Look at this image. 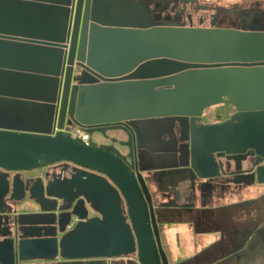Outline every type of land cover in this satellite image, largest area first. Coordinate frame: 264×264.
Here are the masks:
<instances>
[{"label":"water","instance_id":"obj_1","mask_svg":"<svg viewBox=\"0 0 264 264\" xmlns=\"http://www.w3.org/2000/svg\"><path fill=\"white\" fill-rule=\"evenodd\" d=\"M138 5L0 0V125L6 127L0 129V170L58 163L89 170L41 184L37 192L22 189L36 201L80 197L71 212L79 222L66 233L70 221H57L54 206L41 204L35 214L5 212L8 182L0 175V264L131 255L138 264H167L155 249L140 173L133 174L116 148L73 138L63 128L66 119L90 135L125 122L138 149L151 151L173 137L177 122L179 141L188 142L179 166L212 179L221 168L215 154L231 158L239 171L238 160L252 153V180L264 185V28L156 26L135 11ZM73 66L82 72L73 75ZM221 104L234 110L227 121L194 125L206 108ZM145 138L160 144H141ZM85 202L100 218L86 221Z\"/></svg>","mask_w":264,"mask_h":264},{"label":"flooded vegetation","instance_id":"obj_2","mask_svg":"<svg viewBox=\"0 0 264 264\" xmlns=\"http://www.w3.org/2000/svg\"><path fill=\"white\" fill-rule=\"evenodd\" d=\"M139 2L138 11L140 14L149 15V22L156 26H178L194 28H217L232 29L239 31L261 30L264 28V5L255 0H136ZM73 75L82 72L78 66H73ZM226 107L224 113H217L206 119V111L199 119L194 121L196 127L207 126L227 121L234 110L226 104L212 107ZM221 111V110H220ZM226 111H228L226 113ZM191 120L189 119V126ZM192 123V122H191ZM187 125V124H186ZM76 126L68 119L63 124L64 130L68 133ZM80 127L85 131L84 127ZM117 127L115 129H107ZM188 127V125H187ZM98 131L89 134L88 144H96L103 147H114L124 157V164L133 167V174L140 173L145 187L146 194L144 199L147 205L149 228L154 238V231H157V238H154V245L158 254L162 253L167 258V264L170 263L168 251L162 241V227L170 222L185 224L194 234L200 236L202 231L200 225H205V214L217 207H224L227 198H233L247 186H257L251 177V169L256 157L252 153L242 155L240 158V170L236 171L235 163L231 158L225 156L215 159L221 163L218 176L212 179H199L193 175L187 167L179 166L185 162V151L188 142L179 141L180 129L177 122L174 125L172 138L166 137L163 145H160L157 151H151L147 148L138 149V142L133 137L127 123L108 124L99 127ZM0 129H6L0 125ZM11 129V128H8ZM130 133V135H129ZM184 133V132H183ZM129 135V137H128ZM149 140L154 144H160L159 141L148 138L141 141V144L149 145ZM121 144V145H119ZM180 150V152H179ZM264 164V160L261 162ZM77 170L88 173L89 170L70 163H58L30 171L5 172L0 170V175H5L8 182V191L3 197L5 212L10 216L19 214H35L40 212L41 204L56 207L53 211L57 221L62 222L69 219V225L63 233L71 231L79 222L71 214L74 203H67L62 199L54 197L36 201L32 199L27 192L22 193V189L35 188L38 186L46 187L48 184H58L63 180H69ZM15 179V180H14ZM14 180V185H13ZM15 189V192H14ZM197 196V200L195 198ZM16 198H22L19 201ZM247 203V201H245ZM84 207L88 210V218L98 217L100 215L93 211L90 204L85 202ZM51 219V218H48ZM11 231V229H10ZM224 235H220V241H224ZM0 240L2 236L0 235ZM233 256L239 253L234 252ZM237 257H235L236 259ZM135 255L119 258H91L83 260L65 261L57 259L52 264H136ZM136 261V262H135ZM138 263V262H137ZM24 264H51L44 260H33Z\"/></svg>","mask_w":264,"mask_h":264},{"label":"rangeland","instance_id":"obj_3","mask_svg":"<svg viewBox=\"0 0 264 264\" xmlns=\"http://www.w3.org/2000/svg\"><path fill=\"white\" fill-rule=\"evenodd\" d=\"M229 1V0H223ZM236 1V0H235ZM29 16V15H26ZM226 107H211L206 111V119L217 113H224ZM221 110V111H220ZM228 111H226L227 113ZM197 200V196L195 195ZM247 199L248 204H244L246 212L243 215L231 212L230 209L224 207H218L215 210L207 211L205 214V225H200V230L208 231L210 236H219L223 232L227 233L224 238L227 239L238 236L233 241L230 240L229 250L222 249V252L216 254H205L201 260H196L201 253L203 254V247L207 245V241L210 239H200V237L189 230V227L185 224H178L170 222L162 227V241L166 251H168V257L171 264H261L264 263V185L247 186L244 188L238 196L233 198H227L226 204L230 200H234L237 204H240L242 200ZM243 204V203H242ZM213 224V226H212ZM225 226V227H224ZM233 228L239 231L237 234L232 232L228 233ZM209 229V230H208ZM206 235L201 233V235ZM216 240V239H215ZM220 240V238L218 239ZM224 241H219V245L224 248ZM240 247V248H238ZM205 248V247H204ZM242 248H244L242 250ZM221 250V249H219ZM238 252L237 256H233ZM212 255V256H211ZM235 257H237L235 259ZM137 259V258H136ZM135 259V260H136ZM136 262V261H135ZM136 264H138L136 262Z\"/></svg>","mask_w":264,"mask_h":264},{"label":"crops","instance_id":"obj_4","mask_svg":"<svg viewBox=\"0 0 264 264\" xmlns=\"http://www.w3.org/2000/svg\"><path fill=\"white\" fill-rule=\"evenodd\" d=\"M257 3H259V4H261L262 6L264 5V0H255ZM245 201H247V199H245V200H242L241 201V203L240 204H237L236 203V201H235V205H233L234 204V200H230V202H228L227 203V205L226 206H224V208L226 209V208H228V209H230L231 210V212L232 213H234L232 210H234L235 212H236V214H241V215H243L244 216V214H245V212L247 211L246 210V208H245V206H243L244 204H248V201H247V203H245ZM233 204H232V203ZM243 203V204H242ZM218 208V207H217ZM216 209V208H215ZM215 209H213V210H215ZM235 214V213H234ZM212 226H213V224H212ZM225 227V226H224ZM209 230V229H208ZM229 232L228 233H230V232H232L233 234H238L239 233V231H236L234 228H233V230H231L230 228H229ZM202 231V230H201ZM208 233V231H202V233H205L206 235H201L200 234V239H203V238H205V239H210V241H207L206 243H207V245H205L204 247H203V254L201 253V255L199 254V256H198V258L197 259H195V261L196 260H201V256H202V258L204 257V256H209V255H205V254H216L217 252H222L223 250L222 249H228L229 250V244L228 243H230V240L231 241H233L235 238H237L238 239V236L237 237H235L234 239H232V238H228L227 240L229 241V242H227L226 241V239H225V241L227 242V243H225L224 244V248H222L221 247V245H219L220 243H219V241L220 240H218L219 238H220V235L219 236H216V234H214L215 235V238H214V236H210V234H207ZM223 234H226L227 235V233H225V232H223ZM216 239V240H215ZM223 241V240H222ZM238 248H240V247H238ZM219 249H221V250H219ZM244 248H242V250H243ZM211 255V256H212ZM209 260H207V261H204V262H202V261H200V263H202V264H204V263H206V262H208ZM230 264H234V263H230ZM261 264H264V263H261Z\"/></svg>","mask_w":264,"mask_h":264},{"label":"built area","instance_id":"obj_5","mask_svg":"<svg viewBox=\"0 0 264 264\" xmlns=\"http://www.w3.org/2000/svg\"><path fill=\"white\" fill-rule=\"evenodd\" d=\"M69 134L75 138L78 139L79 141H81L82 143L88 145L89 142V135L83 131L80 127L78 126H74L71 131L69 132Z\"/></svg>","mask_w":264,"mask_h":264}]
</instances>
